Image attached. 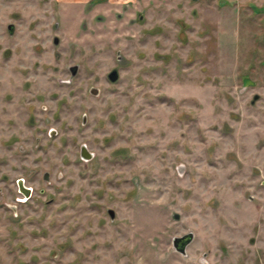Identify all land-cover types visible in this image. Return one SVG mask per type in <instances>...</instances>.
I'll return each mask as SVG.
<instances>
[{
  "label": "rangeland",
  "instance_id": "374dc122",
  "mask_svg": "<svg viewBox=\"0 0 264 264\" xmlns=\"http://www.w3.org/2000/svg\"><path fill=\"white\" fill-rule=\"evenodd\" d=\"M0 41L53 92L65 78L68 107L42 166L18 156L51 173L55 201L0 209V264H264V0H0ZM110 110V142L77 137L83 113Z\"/></svg>",
  "mask_w": 264,
  "mask_h": 264
},
{
  "label": "flooded vegetation",
  "instance_id": "af4514ba",
  "mask_svg": "<svg viewBox=\"0 0 264 264\" xmlns=\"http://www.w3.org/2000/svg\"><path fill=\"white\" fill-rule=\"evenodd\" d=\"M74 8L77 9V7ZM8 31L14 33L15 26L9 24ZM19 47L20 45L17 44L14 50ZM16 51L18 50L16 49ZM9 62L12 63L11 66ZM44 68V64L41 65L36 61L34 55L21 56L12 52L11 49H6L2 55L0 54V157L5 155L7 157V159L5 158L6 163L10 161V169L19 172V174L11 175V177L0 173L2 174L0 176L2 180H10L9 184L6 185L5 183L4 187L0 186V195H3L0 198V209L10 208L15 216H18V206L35 203L39 196H45L43 198L44 205L55 201V198L50 197L48 194L49 189L54 187L52 186L51 173L49 171L40 172V168L28 171L22 166V160L18 157L23 153L26 157L33 158L30 165L42 166L43 163H40L36 158L42 157L45 159L51 150L50 143L52 139L55 140L67 132L63 129V126H67L68 115L67 94L64 91L67 80L59 78L58 82L54 81L56 90L53 92L51 90V77ZM69 71L75 77L79 72L78 64L72 65ZM120 77L119 68L113 66L107 72L104 80L108 84H116ZM97 85L98 81L94 83V86L88 88V94L95 98H99L103 93V89ZM53 102H55V107L52 106ZM90 108L88 109L90 110ZM113 111L110 110L105 115V121L95 120L92 123H90L87 112L83 113L82 121L80 125H77V137L83 140L92 134L93 137L103 136V142H110L113 137V130L109 132L110 129L106 128L105 124L108 123V125L113 126ZM62 137H60L61 141H63ZM86 141L81 142L77 154L81 160L90 162L95 158V154L90 149L88 140ZM25 144L32 145L29 147ZM67 145L68 143L65 146L67 147ZM36 150L41 153L35 157ZM19 163L21 168H19ZM41 181L45 183V187L41 185ZM4 197H7V199H3ZM250 201L253 200L250 199ZM112 213L114 214V212ZM112 213L111 215H113ZM244 218V216L241 217V228L250 229L247 233H250L251 244H255V240H253L254 227L252 224L245 226L244 222L249 223L250 221H246L248 218ZM240 232L242 233V230ZM192 238V234H190V241H187L186 245L191 242Z\"/></svg>",
  "mask_w": 264,
  "mask_h": 264
},
{
  "label": "water",
  "instance_id": "95a60500",
  "mask_svg": "<svg viewBox=\"0 0 264 264\" xmlns=\"http://www.w3.org/2000/svg\"><path fill=\"white\" fill-rule=\"evenodd\" d=\"M111 213L113 212V211H110ZM113 214V213H112ZM190 234L189 235H186V236H184V237H180V238H176L175 239V245L179 248V250H183V249H185V246H186V244H187V241L189 242L190 241ZM181 242V243H180ZM180 244V245H179Z\"/></svg>",
  "mask_w": 264,
  "mask_h": 264
}]
</instances>
